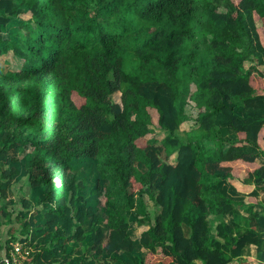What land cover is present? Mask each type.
Returning <instances> with one entry per match:
<instances>
[{
  "label": "trees",
  "instance_id": "trees-1",
  "mask_svg": "<svg viewBox=\"0 0 264 264\" xmlns=\"http://www.w3.org/2000/svg\"><path fill=\"white\" fill-rule=\"evenodd\" d=\"M261 64L264 0H0V226L42 222L31 264H115L134 236L138 264H229L251 243L264 263ZM75 157L96 159V205ZM21 162L44 203L23 194L14 216Z\"/></svg>",
  "mask_w": 264,
  "mask_h": 264
},
{
  "label": "crops",
  "instance_id": "crops-1",
  "mask_svg": "<svg viewBox=\"0 0 264 264\" xmlns=\"http://www.w3.org/2000/svg\"><path fill=\"white\" fill-rule=\"evenodd\" d=\"M256 161L260 164L264 163V154H258L256 156ZM20 167V173L15 176L14 178V183L11 188H9V198L7 200L8 207L10 210H13V215L15 216L20 208L21 205V197L23 194L26 196H29L31 199V195L33 197V191L31 190L30 186L25 183V178H26V167L23 169L21 165ZM258 190H259V201L261 202L260 204H256L253 206V210H258V211H264V181L259 183L258 185ZM33 201V200H32ZM34 204L36 202L33 201ZM241 213L243 216H247L249 210L246 208H240ZM29 214L30 211H27L26 214ZM215 218V217H214ZM218 219V216L216 217ZM223 219L225 220H231L234 218L233 212L225 213L222 216ZM28 220L25 219L24 222L27 224ZM12 224H15L17 228V232L19 233V236L22 235H27V240L29 243L36 241L41 234V231H39L42 222L39 221L36 226H30V227H23L18 221L13 220V223L8 222V223H3L0 226V264L2 263V259L5 256V254L10 251L7 247V240L10 238V233H9V228ZM25 225V224H24ZM21 240V239H17ZM16 241V240H13ZM11 241V244L12 242ZM257 255V246L254 243L249 244L246 247L245 253L240 257L236 258L233 261H231L229 264H264L260 259L256 257Z\"/></svg>",
  "mask_w": 264,
  "mask_h": 264
},
{
  "label": "rangeland",
  "instance_id": "rangeland-1",
  "mask_svg": "<svg viewBox=\"0 0 264 264\" xmlns=\"http://www.w3.org/2000/svg\"><path fill=\"white\" fill-rule=\"evenodd\" d=\"M12 29V28H11ZM5 35L7 33H4ZM17 62V61H16ZM260 68H264V65H259ZM112 98L115 101H121V93L120 91H115L112 94ZM192 106V107H191ZM191 106H187V110L191 113V114H196L197 111V107H195L194 103L192 102ZM241 108V112L242 114L244 113V109L242 107ZM194 125V120L191 119L185 123L182 124L181 128L178 129V133L180 135H184V132L186 130H188L189 128L193 127ZM159 131V136L163 135V132ZM72 166H73V170L75 172L74 176L76 178L79 179H83L85 181V187L82 188L80 190V192H82L83 194H85L86 196V200L88 203L96 205L98 203L99 200V196L98 194L94 191V188L96 186L97 180L100 178V173L97 169V165H96V159L93 158H88V157H75L72 161ZM21 167H23V169L25 168L24 164L21 162ZM40 195H35L32 197L31 195V201L33 200L34 202H39V203H44L41 202V200H38V198H40L41 196H44V193L40 192L38 193ZM136 217H138L136 215V213L132 212L129 216V219L131 221H135ZM103 226L105 228H107V224L102 222ZM137 236V235H136ZM134 242H135V249L134 252L132 254H127L125 252H121L118 255L119 260L115 262V264H138L137 260H138V256L140 254H144L145 251H143V249L141 248V245L138 241V238L134 236ZM89 241V238L87 237V239L85 240V242ZM71 244V243H70ZM146 253V252H145Z\"/></svg>",
  "mask_w": 264,
  "mask_h": 264
},
{
  "label": "built area",
  "instance_id": "built-area-1",
  "mask_svg": "<svg viewBox=\"0 0 264 264\" xmlns=\"http://www.w3.org/2000/svg\"><path fill=\"white\" fill-rule=\"evenodd\" d=\"M32 246L28 241L16 240L12 248L5 254L1 264H31Z\"/></svg>",
  "mask_w": 264,
  "mask_h": 264
}]
</instances>
